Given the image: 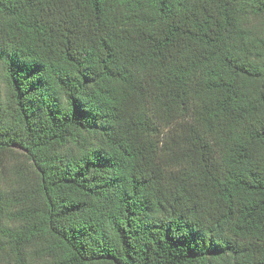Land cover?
I'll return each instance as SVG.
<instances>
[{"label":"trees","instance_id":"obj_1","mask_svg":"<svg viewBox=\"0 0 264 264\" xmlns=\"http://www.w3.org/2000/svg\"><path fill=\"white\" fill-rule=\"evenodd\" d=\"M0 264H264V0H0Z\"/></svg>","mask_w":264,"mask_h":264}]
</instances>
